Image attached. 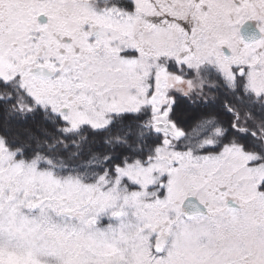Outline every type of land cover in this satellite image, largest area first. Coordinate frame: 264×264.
Listing matches in <instances>:
<instances>
[{
    "label": "snow or ice",
    "instance_id": "snow-or-ice-1",
    "mask_svg": "<svg viewBox=\"0 0 264 264\" xmlns=\"http://www.w3.org/2000/svg\"><path fill=\"white\" fill-rule=\"evenodd\" d=\"M0 264H264V0H0Z\"/></svg>",
    "mask_w": 264,
    "mask_h": 264
}]
</instances>
